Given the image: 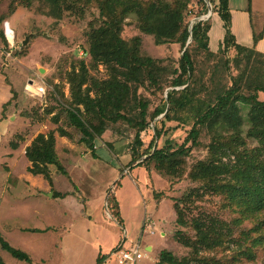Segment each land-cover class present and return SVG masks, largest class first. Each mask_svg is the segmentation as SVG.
Here are the masks:
<instances>
[{"label":"rangeland","instance_id":"374dc122","mask_svg":"<svg viewBox=\"0 0 264 264\" xmlns=\"http://www.w3.org/2000/svg\"><path fill=\"white\" fill-rule=\"evenodd\" d=\"M208 2L190 0L186 19L189 29L192 24L208 21H199L208 13ZM244 6L235 4L233 7L231 31L241 43L252 46V34L263 28L264 12H242L241 7ZM83 9L65 11L57 18L40 2L27 8L20 0H0V16L5 19L0 23L5 35L4 40L0 35V68H4L0 73V114L2 104L10 98L14 88L20 100L16 96V103H12L9 116L15 124L11 129L15 133L22 132V135L16 134L13 141H18L22 136L32 140L41 132H53L56 152L68 173L67 176L55 174L53 179L56 188L73 192L67 197L53 198L52 193L46 195L26 178H20L21 173L27 174L26 157H22L9 175L8 167L3 164L8 160L3 158L7 148L1 147L0 234L12 246L28 253L34 264H96L99 254L107 255L102 264H117L115 251L119 245L127 248L133 242H140L146 253V257L137 264H158L156 256L162 249L173 252L179 258L185 257L191 250L177 243L173 232L184 230L192 238H195L196 232L190 225L185 228L175 226L173 205L175 200L183 198L192 189L204 192L201 183L189 179V173L197 162L209 157L208 145L212 134L208 129H203L200 145L193 148L186 158L180 176L170 177L160 173L153 163L132 170L138 164H146L149 154L156 147L159 149L169 144L173 148L181 146L193 127L194 112L191 113V109L174 108L167 115L170 108L168 93L184 90L190 85L189 81L184 86H171L175 78L173 72L179 67L182 53L190 48L195 61L196 75L192 83L195 105L197 102H213L219 92L233 85L234 78L241 72L235 65L237 53L230 48L209 58L193 40L184 49L177 43L157 44L153 36L138 29L134 16L129 17L122 38L129 41L139 36L142 55L160 61L163 68L156 83L146 81L136 91L138 98L149 103V128L141 134L143 146L138 150L143 157L132 163L131 150L136 130L124 121L109 123L119 133L105 132L95 142L97 149L93 154L90 148L77 142L80 131L68 118V110L75 106L69 74L72 71L78 73L83 62L88 71V83L83 86L85 90L92 79L106 80L110 73L103 64L94 66L89 54L82 55V51L86 52L89 48L90 30L102 24L97 3L87 4ZM212 24L211 47L217 49L225 28L217 14ZM26 39L28 43L24 45ZM262 44L264 47V42ZM258 67L263 69L264 65ZM30 81H33L36 89L45 87L46 93L40 96L28 92ZM179 95H176L177 99L181 98ZM258 97L264 101V92H260ZM158 108L165 109L154 118L153 114ZM247 113L248 108L241 106L245 120ZM82 116L87 118L83 112ZM156 129L160 136H157ZM60 130L68 136H60ZM247 131L248 125L245 123L244 136ZM256 146L255 141L247 139L248 149ZM160 192L164 196H158ZM110 199L112 202L109 205ZM226 203L224 197L218 195L193 197L187 203V220L209 213L233 229L231 243L215 251H204L203 256L214 257L220 264H264V247H252L249 242L256 237L250 231L264 219V215L245 219ZM116 213H120L122 225L115 220ZM237 219L239 223L235 224ZM150 221L153 224L148 228L146 225ZM44 228L49 231L40 230ZM148 244L154 246L152 252L146 251ZM251 248L254 259L241 254L242 250ZM0 255L6 264H27L1 248Z\"/></svg>","mask_w":264,"mask_h":264},{"label":"trees","instance_id":"16d2710c","mask_svg":"<svg viewBox=\"0 0 264 264\" xmlns=\"http://www.w3.org/2000/svg\"><path fill=\"white\" fill-rule=\"evenodd\" d=\"M21 4L30 8L35 2L45 4L50 14L59 18L65 11H83L84 6L97 3L102 18V24L92 28L88 34L89 54L94 66L103 64L109 69L110 76L106 80L92 79L88 83V71L83 62L78 73L69 74L74 107L68 110L71 124L80 131L78 143L84 144L95 154V142L101 139L105 132H119L109 126L126 122L134 130L136 137L131 150L132 163L143 157L138 151L143 142L141 134L149 128V103L137 96V89L146 81L156 83L162 74L160 61L141 53L142 40L139 36L127 41L121 34L126 20L134 16L138 29L155 38L157 44L177 43L182 49L189 41L190 32L186 24L187 10L190 0H20ZM224 22L225 37L217 52L209 46L211 20L193 25L192 40L197 48L202 49L209 58L232 48L236 51L235 65L241 72L234 78L233 85L219 92L211 103L197 102L192 93V83L196 73L195 61L190 48L181 55L179 67L174 70L175 78L171 86L190 85L181 91L168 93L167 102L170 105L168 114L174 108L191 109L194 112L193 127L185 143L173 148L167 145L155 148L146 164H154L155 169L170 177L182 175L186 158L193 148L200 145L204 128L212 134L208 145L209 157L197 162L189 173V179L201 183L200 189H192L178 200L174 201L175 226L185 228L192 226L196 232L195 238L188 236L184 230L173 232L174 240L183 247L190 249V254L179 258L173 252L162 249L156 256L158 264H220L214 257L203 256L204 251H215L231 243L233 229L218 217L202 213L190 221L186 218L187 203L193 197L218 195L224 197L226 205L238 210L242 218L250 219L264 215V101L259 100V93L264 92V54L254 47H246L237 43L231 31L232 15L229 0H220L216 7L209 0ZM208 10V9H207ZM4 16H0V23ZM186 24V25H185ZM1 37L5 38L0 28ZM264 37V27L261 32L254 33V43ZM93 92V95L91 93ZM14 98L16 97V92ZM181 98L177 99L176 95ZM10 104V103H9ZM8 106V105H7ZM241 106L248 108L246 120L241 114ZM6 109V108H5ZM165 108L155 110L153 117H158ZM82 112L87 116L83 118ZM170 118V116H169ZM245 123L248 131L244 136ZM157 136L160 132L156 129ZM60 136H68L63 130ZM247 139H252L257 146L247 147ZM191 144V145H189ZM11 147L16 149L17 142ZM26 157L31 163L28 171L33 175L43 176L53 185L50 166H55L59 173L68 175L56 152V137L53 132L38 134L26 148ZM66 196L67 194H60ZM158 196H164L162 192ZM112 200H109V205ZM120 213L114 214L119 220ZM235 224L239 223L237 219ZM173 228V226H172ZM256 234L251 241L252 247H264V219L250 231ZM248 235V233L246 234ZM0 248L17 260L33 264L31 257L25 251L12 246L0 234ZM241 254L249 259L255 255L251 249H244ZM107 255L99 254L96 264H102ZM0 264H6L0 255Z\"/></svg>","mask_w":264,"mask_h":264},{"label":"crops","instance_id":"0c3cea01","mask_svg":"<svg viewBox=\"0 0 264 264\" xmlns=\"http://www.w3.org/2000/svg\"><path fill=\"white\" fill-rule=\"evenodd\" d=\"M213 1H214V4L216 5V7L219 6L220 0L219 1L213 0ZM235 4H243V5H245L244 7H241V11L242 12L245 11L247 13V12H251L252 10L254 12H256V13H263L264 12V0H229L230 12L233 10V7H235ZM215 14L219 15L218 12H217V8H216V10H214L213 4H212V12H211V16H210V18L208 20H211V30L209 32V40H210L209 41V46H210V48H211V50L213 52H217L219 50V48H220V46H221V44H222V42L224 40V37H225V32H224L223 38L221 39V42L218 44L217 49H213L211 47V31H212V28H213L212 19L215 16ZM231 15H232V12H231ZM232 19H233V15H232ZM250 23L253 26V21L252 20L250 21ZM263 27H264V25H263ZM261 31L262 30H260L259 32H261ZM9 32L12 34L10 27H9ZM259 32H256V33H259ZM253 34H252V41L254 40ZM235 39H236L238 44H240L242 46H246L243 43H241L236 38V36H235ZM263 42H264V37L257 44H255L254 41H253L252 42V46H246V47H250V48L254 47L258 52H261V53L264 54V47H263V44H262ZM1 49H2V47H1ZM2 57H3V51H2ZM3 71H4V68L1 67L0 68V73H3ZM13 90H14V88L11 90L12 91V95L10 96V98L2 104V109H1V114H0V148L3 147V146H4V148H7V151L3 153V158L8 159V160L5 161L3 164H5L8 167L9 175L12 174L13 168H16V166L20 163V160L22 159V157H26V148L31 144L33 139L38 135L37 134L35 137H33L32 140H26V136H22V138L19 139L18 141H13V138L15 137L16 134L22 135L21 134L22 132H19V133L16 132L15 133L11 129V127L15 124L14 122H12L11 116H9V114H10V112L12 110V107H13L12 103L15 100L13 92H16V91H13ZM16 96L18 97V101H19L20 100V96H19L18 91L16 92ZM14 103H16V102H14ZM27 125L24 127V129L27 127ZM41 133H44V132H41ZM12 142H17V148L16 149L11 147V143ZM60 161H61V159H60ZM30 166H31V163L28 160V163H27V166H26V173L27 174L21 173L19 175V177L20 178H23V177L26 178L28 181L31 182L33 187L40 189L46 195L49 194V193H52L53 198H56V197H67V196L73 195V192L62 191L59 188H56V185H55V182H54V179H53V175L59 174V172H58V170H57V168L55 166H50V171H51V176H52V180H53V185H50V183L41 175H33V174L30 175L31 173L28 171ZM138 168H140V167H137L136 169H133L132 172L137 170ZM131 178H133V177H131ZM60 194H67V195L66 196H61ZM150 224H153V223L150 221ZM46 229L47 228L40 229V230H46ZM47 230L49 231V229H47ZM1 236H2V234H1ZM5 240L8 241L7 239H5ZM16 248H20V247H16ZM148 248H151V252L154 250V246L151 245V244H148L146 246V248H145L146 251L148 250Z\"/></svg>","mask_w":264,"mask_h":264},{"label":"built area","instance_id":"2783aa9c","mask_svg":"<svg viewBox=\"0 0 264 264\" xmlns=\"http://www.w3.org/2000/svg\"><path fill=\"white\" fill-rule=\"evenodd\" d=\"M84 54L85 52L82 51V55ZM37 92L40 96L44 95L46 93L45 87L39 86ZM146 226L149 228L151 225L148 223ZM152 234H154V232H152ZM115 252L117 264H137L146 257V253L142 250L140 242L132 243L127 248L123 247L121 244Z\"/></svg>","mask_w":264,"mask_h":264},{"label":"water","instance_id":"95a60500","mask_svg":"<svg viewBox=\"0 0 264 264\" xmlns=\"http://www.w3.org/2000/svg\"><path fill=\"white\" fill-rule=\"evenodd\" d=\"M208 6H209V10H208L207 15H205L202 18H200L199 21H206V20H208L210 18L211 12H212V4H211L210 1L208 2ZM192 29H193V24L191 25V27L189 29L190 37H189V41H188L187 45L192 40ZM27 43H28V39L25 40L24 45H26ZM32 83H33V81H30L28 83V85H27V91L30 92V93H32V94H34V95H38L37 89L32 86ZM106 204H107V199H106ZM148 250H151V248H148Z\"/></svg>","mask_w":264,"mask_h":264},{"label":"bare ground","instance_id":"6f19581e","mask_svg":"<svg viewBox=\"0 0 264 264\" xmlns=\"http://www.w3.org/2000/svg\"><path fill=\"white\" fill-rule=\"evenodd\" d=\"M33 86V85H32Z\"/></svg>","mask_w":264,"mask_h":264}]
</instances>
